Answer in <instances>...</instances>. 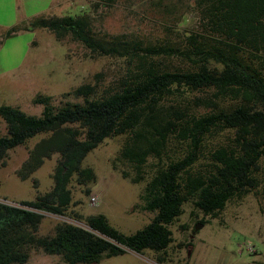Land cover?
<instances>
[{"label":"trees","instance_id":"obj_1","mask_svg":"<svg viewBox=\"0 0 264 264\" xmlns=\"http://www.w3.org/2000/svg\"><path fill=\"white\" fill-rule=\"evenodd\" d=\"M190 1L203 32H183L177 42L143 43L125 34L101 37L85 12L40 15L4 32L8 37L44 28L57 41L69 36L93 55L125 58L135 66L105 86L97 72L94 82L66 93L81 101L55 105L51 95H35L32 102L42 104L38 116L0 105L5 127L0 134L1 164L9 149L36 134L42 135L15 171L19 179L58 154L49 190L18 205L0 202V264L24 263L30 249L59 255L67 264H92L127 250L149 249L162 262L159 254L173 240L168 225L181 214L184 202L202 213L199 223L205 224L204 217H215L231 198L264 186V0ZM160 57L178 63L162 66ZM178 88L211 90L209 97H199L209 110L188 114L164 104ZM224 130L231 136L210 152L208 169L194 168L203 138ZM119 134L124 139L112 167L122 178L138 182L148 158L155 160L139 194L141 208L154 213L150 221L123 234L102 213L75 214L86 228L62 221L50 233L39 234L40 211L63 215L71 203L72 180L88 192L96 176L82 165L84 157L104 138ZM172 138L185 142V153L164 161Z\"/></svg>","mask_w":264,"mask_h":264},{"label":"rangeland","instance_id":"obj_2","mask_svg":"<svg viewBox=\"0 0 264 264\" xmlns=\"http://www.w3.org/2000/svg\"><path fill=\"white\" fill-rule=\"evenodd\" d=\"M60 5L45 8L42 12L19 21L26 22L40 15H79L83 12L92 19V30L96 35L125 34L143 43L179 41L182 33L199 31L200 21L190 6V0H57ZM21 3L20 0H18ZM22 5V4H21ZM23 10V6H21ZM38 5V4H35ZM192 5V4H191ZM18 7V5H16ZM39 7V6H37ZM41 7V6H40ZM32 9V10H31ZM28 12L33 9L31 7ZM17 14L24 15L23 12ZM26 13V12H25ZM34 13H30L33 15ZM0 18V105H11L29 115H39L42 104L33 103L37 95H51L55 105L64 100L81 101L70 92L83 82H94V74L101 73L100 85L105 86L119 75L134 68L135 62L121 57L93 55L78 41L66 36L57 41L44 28L20 30L5 37L4 32L16 24L3 25ZM17 23V24H19ZM160 57L162 66L172 67L177 59ZM211 90H173L163 100L173 104L179 111L201 114L209 110L200 104L199 97H209ZM5 133L0 119V134ZM42 134H36L23 144L7 151L4 163H0V202L18 205L21 200H33L38 194L52 186L51 174L58 158L53 153L26 179L15 173L27 151ZM231 136L228 130L206 135L199 148L196 169H208L210 152L219 144L226 143ZM124 135L104 138L90 150L82 161L95 173V181L88 184L89 191L74 180L69 184L71 203L63 215L40 211L43 215L38 233H50L58 222H71L86 228L75 214L86 216L102 213L108 223L123 234L142 228L153 216V212L141 208L139 194L150 175L155 160L148 158L144 177L136 183L122 178L112 167ZM185 142L172 138L164 154V161L181 157L185 153ZM132 175V173H131ZM95 195L96 204L90 203ZM202 213L190 202L182 204V212L168 225L172 242L159 254L162 262L155 259L156 253L144 249L141 253L127 251L120 255L103 257L92 264H262L264 263V186L258 185L240 197L228 200L215 217L205 216L207 222L193 230ZM249 244L255 249L248 253L239 251V244ZM17 264V263H16ZM21 264H67L56 254H46L30 249L26 262Z\"/></svg>","mask_w":264,"mask_h":264},{"label":"crops","instance_id":"obj_3","mask_svg":"<svg viewBox=\"0 0 264 264\" xmlns=\"http://www.w3.org/2000/svg\"><path fill=\"white\" fill-rule=\"evenodd\" d=\"M20 1L21 3H19L18 0H0V18L4 20L2 21L3 25L8 26L10 24H17L19 23V21H23L29 18L30 16H35V14L42 12L43 10H45V8H51L53 5L57 6L60 5L61 3L60 1L57 0H20ZM16 5H18V7H16ZM20 5L23 6V10H21ZM31 7L39 8V9H33V11L28 12L27 10H30ZM16 12L19 13L23 12L24 15L17 14ZM30 13H34V14L30 15ZM127 251H131V250H127Z\"/></svg>","mask_w":264,"mask_h":264},{"label":"built area","instance_id":"obj_4","mask_svg":"<svg viewBox=\"0 0 264 264\" xmlns=\"http://www.w3.org/2000/svg\"><path fill=\"white\" fill-rule=\"evenodd\" d=\"M96 202H97L96 197H95V195L92 194L90 196V203L92 205H94V204H96ZM239 247H240L239 251L245 250L248 253H251V252H253L255 250V249H253V247L251 245L244 244V243L239 244Z\"/></svg>","mask_w":264,"mask_h":264},{"label":"water","instance_id":"obj_5","mask_svg":"<svg viewBox=\"0 0 264 264\" xmlns=\"http://www.w3.org/2000/svg\"><path fill=\"white\" fill-rule=\"evenodd\" d=\"M200 225H201V223H197V224H195L194 227H193V230H196L197 227L200 226Z\"/></svg>","mask_w":264,"mask_h":264}]
</instances>
